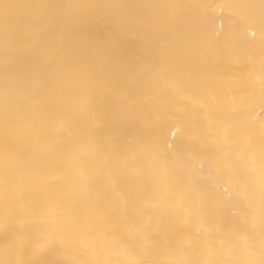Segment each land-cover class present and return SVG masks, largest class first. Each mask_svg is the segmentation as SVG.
I'll return each instance as SVG.
<instances>
[{"label": "bare ground", "instance_id": "obj_1", "mask_svg": "<svg viewBox=\"0 0 264 264\" xmlns=\"http://www.w3.org/2000/svg\"><path fill=\"white\" fill-rule=\"evenodd\" d=\"M0 264H264V0H0Z\"/></svg>", "mask_w": 264, "mask_h": 264}]
</instances>
